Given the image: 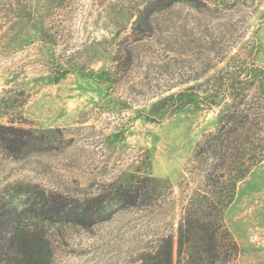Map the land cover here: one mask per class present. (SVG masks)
<instances>
[{"label": "rangeland", "instance_id": "1", "mask_svg": "<svg viewBox=\"0 0 264 264\" xmlns=\"http://www.w3.org/2000/svg\"><path fill=\"white\" fill-rule=\"evenodd\" d=\"M228 42L264 66V0H0V125L42 143L21 158L0 152V208L60 201L57 264H142L201 187L194 157L219 122V109L157 122L147 112L221 69ZM147 177L150 206L118 195ZM86 204L92 211L78 209ZM225 223L237 264H264V160Z\"/></svg>", "mask_w": 264, "mask_h": 264}, {"label": "trees", "instance_id": "2", "mask_svg": "<svg viewBox=\"0 0 264 264\" xmlns=\"http://www.w3.org/2000/svg\"><path fill=\"white\" fill-rule=\"evenodd\" d=\"M226 6L232 11L239 8L237 4ZM233 48L228 42L224 66L219 70L209 67L208 72L214 73L203 83L159 98L147 112L146 120L157 122L191 110L219 109V122L194 157L203 173L201 187L189 198L176 231L162 234L143 254L142 264H237L240 247L225 223V213L238 185L264 160V66L252 59L246 47L231 54ZM40 144L30 130L0 125V152L6 157L21 158L36 152ZM154 183L147 177L118 195L130 204L150 206ZM158 197L161 202L163 196ZM47 203L51 210L38 209L37 202L20 211L2 203L0 264H57L50 234L52 221L63 220L65 206L53 199ZM78 209L92 211L87 204ZM69 222L77 223L75 219Z\"/></svg>", "mask_w": 264, "mask_h": 264}]
</instances>
